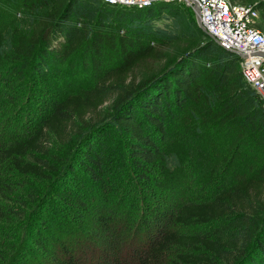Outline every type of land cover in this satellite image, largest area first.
Returning a JSON list of instances; mask_svg holds the SVG:
<instances>
[{
    "label": "trees",
    "instance_id": "trees-1",
    "mask_svg": "<svg viewBox=\"0 0 264 264\" xmlns=\"http://www.w3.org/2000/svg\"><path fill=\"white\" fill-rule=\"evenodd\" d=\"M22 1L35 27L0 31L7 87L29 82L21 129L13 126L16 108L0 120V200L14 193L36 203L0 264H264V101L244 78L240 56L199 27L192 6L176 1ZM231 1L252 3L264 31V0ZM178 39L189 40L185 53L154 70ZM74 69L89 78L69 88ZM41 81L56 92L34 103ZM110 99L108 116L101 115ZM191 117L210 125L228 151L211 170H221L215 185L182 198L170 184L168 202L137 216L120 188L122 163L130 160L145 180L148 166L179 167L161 142L178 122L188 131ZM124 133L130 152L121 148ZM201 133L183 137L202 149ZM69 143L68 154L55 152ZM14 175L46 189L25 194ZM9 209L0 201V223L15 214ZM197 224L209 228L182 229Z\"/></svg>",
    "mask_w": 264,
    "mask_h": 264
},
{
    "label": "rangeland",
    "instance_id": "rangeland-1",
    "mask_svg": "<svg viewBox=\"0 0 264 264\" xmlns=\"http://www.w3.org/2000/svg\"><path fill=\"white\" fill-rule=\"evenodd\" d=\"M174 1L178 2L183 7H187L189 5L182 0ZM24 5L25 4L22 0H0V31H5L7 26L13 27L15 25L20 26L23 29L32 28L33 25L35 27L37 20L29 23L28 10L24 7ZM258 20L259 15L254 18L252 23L256 28L264 33V31L257 24ZM15 22L17 23L14 24ZM188 41V39H178L169 46L164 47L163 50L165 52V58L153 63L154 70L160 71L163 68H166L170 61H172L176 56L183 55L185 53V49L189 45ZM5 66L6 65L3 64V62H0V120H5L7 114L12 116L11 112H5L6 109L16 108L15 122L17 123H13V126H18L20 127L19 129H21L22 123L24 122L23 115L24 113L27 114V108H25L26 99L22 95V92H24L22 90L24 87L29 85V82L25 78L26 81L21 80L18 82L19 84L17 83L18 85H14L11 88L7 87L6 84L10 77L7 76ZM72 72L67 71V74ZM74 73L75 75L73 78L66 77L67 80L72 81L71 83L65 82L67 86L70 85L69 88L83 86L85 81L89 78L88 73H84L82 69H74ZM41 83L43 86L39 83L38 85L41 88L33 95L34 103H40V100L45 98V96L49 97L50 94L56 92L55 89L51 88L53 85L49 84L46 86L43 81H41ZM110 105L111 99L107 100L103 104L101 115L108 116V112H110L111 109ZM11 126L12 123L10 128ZM102 126L104 125H101L99 128H102ZM187 126L189 127L188 131H186L184 124L178 122L171 130L168 139H165V142H161L159 140L161 142V146L164 145L163 147L165 150H168L169 148L170 151L173 150L178 155L177 158L179 159L180 166L171 169V172L163 170L159 165L148 166V171H146L147 179L145 180L144 178H141V176H138L139 171L132 166L130 160L127 159L125 160L126 163H122L124 164V167L120 168L119 172L121 175L120 181H122L120 188L123 190L122 193H124L123 195L126 197L125 201L133 205L137 216H139L142 208L145 211H150L151 209L150 212H152L153 205H158V202L161 201L168 202L171 195V191L168 187L170 184L176 183L178 194L180 193L179 195L182 198L193 197L201 193V190H203V192L209 191L215 185V178H217V176L219 177L221 170L218 169L216 174L215 171L211 170L215 168V165H218V168L222 167V155L227 154L226 152L228 151L226 150V147H224L223 141L216 140L215 142V131H213L212 127L203 122L200 118L198 120H194L191 117ZM1 127L2 124L0 126V130L2 129ZM198 129L202 132L200 134L202 141L199 142V144L204 145V148H197L196 150L193 147H189L190 143L189 141L184 140V137H192ZM121 138L122 150L130 152L126 143L128 134L124 133L121 135ZM73 145L72 143L60 146L56 145L54 150L59 155L68 154ZM202 160H205L206 165L203 164L205 162H201ZM18 176L19 177H16V175L12 176V180L20 182L21 186L25 190V194H27L31 187H33L34 190H40L41 188L46 189L47 183L44 184L43 181L31 179L23 175ZM12 194L13 196L9 195L7 199L0 200L2 208H10L9 210L15 211V214L9 215L6 221L0 223L2 230V234L0 235V262L4 254L7 255L5 259L9 257L11 249L13 250L19 242L20 236L24 230L23 225L26 221L25 217L28 214L27 211L30 212L33 210L34 208L32 206L36 203L32 198L26 197L24 199H20L16 194ZM122 204L126 207L125 202ZM207 228H209L207 225L197 224L195 226L183 227L182 229L188 232H194L200 229L206 230ZM13 246L14 248H12ZM174 259L175 254L172 249L171 252L168 253L166 260L167 262L172 263V260Z\"/></svg>",
    "mask_w": 264,
    "mask_h": 264
},
{
    "label": "built area",
    "instance_id": "built-area-1",
    "mask_svg": "<svg viewBox=\"0 0 264 264\" xmlns=\"http://www.w3.org/2000/svg\"><path fill=\"white\" fill-rule=\"evenodd\" d=\"M111 4L144 6L156 0H104ZM174 1V0H169ZM192 6L191 0H182ZM200 20L212 38L240 56L244 78L264 101V33L253 25L258 10L252 3L197 0Z\"/></svg>",
    "mask_w": 264,
    "mask_h": 264
},
{
    "label": "water",
    "instance_id": "water-1",
    "mask_svg": "<svg viewBox=\"0 0 264 264\" xmlns=\"http://www.w3.org/2000/svg\"><path fill=\"white\" fill-rule=\"evenodd\" d=\"M191 1H192V8H193V10H194V12H195L196 21H197L199 27H200L205 33H207L208 35H210L209 32L206 30V28L203 26V24H202V22H201V20H200V15H199V5H198L197 0H191ZM210 36H211V35H210ZM214 40L219 44V42H218L215 38H214ZM261 54L264 55L263 52H261Z\"/></svg>",
    "mask_w": 264,
    "mask_h": 264
}]
</instances>
